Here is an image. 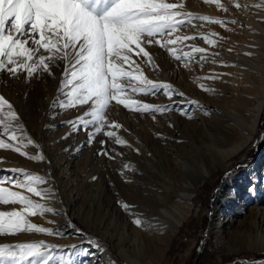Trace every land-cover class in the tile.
<instances>
[{
  "label": "rangeland",
  "instance_id": "1",
  "mask_svg": "<svg viewBox=\"0 0 264 264\" xmlns=\"http://www.w3.org/2000/svg\"><path fill=\"white\" fill-rule=\"evenodd\" d=\"M182 2L184 11L236 19L238 24L228 26L233 31H225L219 25L195 21V27L179 31L178 35H196L197 39L178 44V54L190 51L186 45L191 44L208 48L210 54L220 53L210 56L203 67L195 61L185 65L165 50L150 46L160 70L144 66L143 71L149 79L173 84L203 107L178 103L177 107L187 110L191 119L174 110L156 114L153 120L149 114L129 111L113 101L109 105L108 119L123 125L116 130L117 134L132 146L120 147L108 140L107 148L122 153L115 160L96 154L101 147L99 139L106 138L98 137L96 142L88 145L86 131L74 132L65 123L79 115V109H61L58 102L54 104L58 97L66 99L58 92L63 62H57L60 67L55 69V78L44 73L31 80L12 79L0 73V94L13 104L24 131L40 145L39 150L30 146L27 151L30 154L42 151L46 157L43 162H35L17 153L0 150V177L22 178L9 172L10 168H23L45 176L49 183L41 187L51 188L53 197L40 202L59 214L49 213L30 219L60 233L0 236V244L44 241L60 245L62 247L55 249L53 255L62 256L70 264H197L196 259L203 251L221 264H264V221L254 220L255 197L245 192L253 184L247 175L251 167L257 161H260L259 166H264V104L251 140L230 159L224 161L222 153L248 127L245 119L253 100L245 94L244 87L256 84L259 69L264 64V23L259 22L264 19L258 18L264 16V8L257 9L253 5L264 4V0H238L248 5L242 9H236L232 0H221L229 8L227 13L215 5L205 4L204 0ZM209 32L227 39L219 41L213 48L199 39V34ZM212 59L217 63H211ZM221 63L231 66L222 67ZM213 72L226 75L218 80L199 79ZM200 84L211 91H202ZM133 98L157 104L181 99L173 96L168 100L162 91L149 96L137 94ZM137 148L139 153L135 151ZM185 162L208 175L196 180L186 217L182 214L173 221L158 217L162 205L174 207L180 202L178 194L189 192L186 184L191 177L183 165ZM125 163L130 165L129 169L123 168ZM241 177L249 180L244 189H239L246 200L236 197L239 191L232 186ZM262 178L264 176H261L259 186ZM233 190L236 194L229 203L224 198ZM117 200L128 203L131 206L129 212H125ZM181 202L184 203L182 199ZM12 207L0 205V210H11ZM137 217L143 222L140 227L132 223ZM180 218L179 226L172 231L173 223ZM159 220L163 221L162 227ZM97 242L102 246L101 250L95 247ZM82 250L90 254L84 255ZM51 264L61 262L54 260Z\"/></svg>",
  "mask_w": 264,
  "mask_h": 264
},
{
  "label": "snow or ice",
  "instance_id": "2",
  "mask_svg": "<svg viewBox=\"0 0 264 264\" xmlns=\"http://www.w3.org/2000/svg\"><path fill=\"white\" fill-rule=\"evenodd\" d=\"M204 3L215 5L225 13L229 11L221 0H204ZM232 3L236 9L248 7L238 0H232ZM253 7L262 9L264 4ZM184 8L182 0H0V73L12 79L23 77L31 80L44 73L55 78V69L60 67L57 62H63L58 92L66 99L58 97L54 104L58 102L61 109H79L80 114L65 123L74 132L86 131L88 145L96 142L98 137L106 138L99 139L101 147L96 154L115 160L122 153L107 148L108 140L120 147L132 146L117 134L116 130L123 125L108 119L109 105L113 101L129 111L149 114L153 120L156 114L174 110L191 119L187 110L177 107L178 103L203 107L198 101L187 98L173 84L149 79L143 71L144 66L160 70L150 46L165 50L185 65L195 61L203 67L210 56H219L220 53L210 54L208 48L191 44L186 45L190 51L178 54V44L197 39L196 35H178L179 31L195 27V21L219 25L225 31H233L228 26L238 24L236 19L196 15L184 11ZM239 26L245 27L243 24ZM199 39L215 48L219 41L227 38L209 32L199 34ZM211 63L216 64L217 61L212 59ZM221 66L231 65L221 63ZM222 75L226 73L213 72L199 79L218 80ZM199 87L204 92L211 91L204 84ZM161 91L168 100L173 96L181 99L157 104L133 98L137 94L149 96ZM19 121L13 104L0 94V150L17 153L30 161H45L42 151L35 154L27 151L30 146L39 150L40 145L27 135ZM135 151L139 153L140 150L137 148ZM123 168L129 169L130 165L125 163ZM8 171L22 178L0 177V205L13 206L11 210H0V236L19 233L60 235L55 229L30 219L49 213L59 214L56 209L40 202L53 197L51 188L41 187L49 180L23 168H10ZM120 175L123 176V171ZM117 203L129 212L131 206L128 203L122 200H117ZM17 205L19 207H15ZM132 223L140 227L143 222L137 217ZM61 247L44 241L3 243L0 244V264H51L54 260L70 264L62 256L53 255L54 250ZM95 247L98 250L102 248L99 242ZM82 251L84 255L90 254L87 250Z\"/></svg>",
  "mask_w": 264,
  "mask_h": 264
},
{
  "label": "bare ground",
  "instance_id": "3",
  "mask_svg": "<svg viewBox=\"0 0 264 264\" xmlns=\"http://www.w3.org/2000/svg\"><path fill=\"white\" fill-rule=\"evenodd\" d=\"M258 18L264 19V16H258ZM260 21L261 20H259V22ZM254 24L256 26H258L257 23H254ZM263 33H264V30H263ZM260 69H259V73H258L259 78H258L256 84H254L252 86L253 88L250 87L251 84L249 85L250 88L246 87L247 85H245V87H244L245 94L247 96H251L252 100H253L252 105L250 106V108L247 111L248 117L245 119V121L248 123L247 130L242 131L241 136L227 150L222 151L223 156H224V161L227 159H230V157H232L234 154L238 153L242 148H244L245 145L251 140L253 134L256 132L259 115H260V112H261V110L263 108V104H264V71H262V70H264V64L261 66ZM247 81H249V80H247ZM259 163H260V161L259 162L257 161L256 164H254L251 167L249 174H247L248 177H250L252 179L253 184H252L251 188L249 187L245 192H246V194H249L250 196L254 195L253 197H255V201H256L255 206L256 207H255V211H254V215H255L254 220L257 218V219H260L261 221H264V178H262V183L259 186L260 181H261V176L262 177L264 176V171H262V167H264V166L263 165L259 166ZM183 165L186 166L185 168H186V170H188L190 177H191V181L187 182V184H186L187 190H189V192H187V193L183 192V194H178L177 198L180 202H177V205H174V207H170L168 204L162 205V207L160 209H158V214H157L158 217H164V218L169 219V220L171 219L172 221L174 219L176 220L182 214H185V217H186L189 213V210H190V206L188 204H190V200H192L191 192L193 191V188L195 187L194 185L196 183V180L197 179H204L208 175L205 171H203V170L200 171V170L196 169L195 167H193L189 163L185 162ZM246 178L247 177H244V178L241 177V179L239 181H236L235 184L232 185L234 188H236L239 191L238 195L233 190V192H231V194H227V197H225L224 199L229 201V203H231V200L234 199L233 196H235L234 195V193H235L236 197H238V196L241 197V198H239L240 200H246L245 195L242 196L240 193V190L244 189L245 184L247 183V181H249ZM192 181H193V184L191 183ZM246 198H248V195H246ZM181 199L184 203L181 202ZM240 203H241V205L243 204L242 202H240ZM181 205H183V208H180ZM180 209H182V211H180ZM185 210H186V212H185ZM183 217H184V215H183ZM180 220H181V218L179 219V221L173 223L172 231L175 230L179 226ZM158 222H159L160 226L163 224L162 220H159ZM156 226H158L157 223H156ZM204 252L205 251H203L202 256L206 257L205 259L210 260V262H211L213 257H211L208 252L207 253L205 252V255H204ZM215 258H217V257H215ZM261 260H263V259H261ZM214 261L215 260L213 259V262Z\"/></svg>",
  "mask_w": 264,
  "mask_h": 264
},
{
  "label": "built area",
  "instance_id": "4",
  "mask_svg": "<svg viewBox=\"0 0 264 264\" xmlns=\"http://www.w3.org/2000/svg\"><path fill=\"white\" fill-rule=\"evenodd\" d=\"M190 254V253H189ZM189 255L187 256V258L189 259ZM187 259V260H188ZM196 262H197V264H200V263H202V264H221L220 262H213V259L211 260V262H210V260H206L205 258H203L202 256H198V258L196 259ZM232 263V262H231Z\"/></svg>",
  "mask_w": 264,
  "mask_h": 264
},
{
  "label": "trees",
  "instance_id": "5",
  "mask_svg": "<svg viewBox=\"0 0 264 264\" xmlns=\"http://www.w3.org/2000/svg\"><path fill=\"white\" fill-rule=\"evenodd\" d=\"M264 126V125H263Z\"/></svg>",
  "mask_w": 264,
  "mask_h": 264
}]
</instances>
